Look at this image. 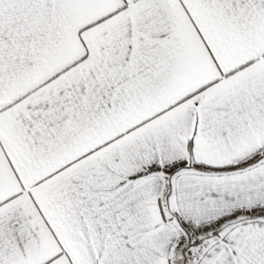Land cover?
<instances>
[{
	"label": "snow or ice",
	"instance_id": "1",
	"mask_svg": "<svg viewBox=\"0 0 264 264\" xmlns=\"http://www.w3.org/2000/svg\"><path fill=\"white\" fill-rule=\"evenodd\" d=\"M0 264H264V0H0Z\"/></svg>",
	"mask_w": 264,
	"mask_h": 264
}]
</instances>
